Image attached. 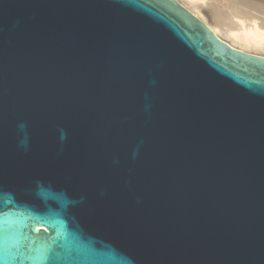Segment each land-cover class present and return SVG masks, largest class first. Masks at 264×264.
I'll use <instances>...</instances> for the list:
<instances>
[{
  "label": "water",
  "instance_id": "1",
  "mask_svg": "<svg viewBox=\"0 0 264 264\" xmlns=\"http://www.w3.org/2000/svg\"><path fill=\"white\" fill-rule=\"evenodd\" d=\"M0 264H264V55L179 0H0Z\"/></svg>",
  "mask_w": 264,
  "mask_h": 264
},
{
  "label": "bare ground",
  "instance_id": "2",
  "mask_svg": "<svg viewBox=\"0 0 264 264\" xmlns=\"http://www.w3.org/2000/svg\"><path fill=\"white\" fill-rule=\"evenodd\" d=\"M181 1L183 4L185 3L186 6H189V9L191 8L194 11L206 7L210 13L212 22V26H208L214 32L218 30L222 37L228 39L226 42L230 45L238 46L239 49L248 52L264 54L263 0ZM259 16H263L261 17L263 19L258 20V18H260Z\"/></svg>",
  "mask_w": 264,
  "mask_h": 264
},
{
  "label": "rangeland",
  "instance_id": "3",
  "mask_svg": "<svg viewBox=\"0 0 264 264\" xmlns=\"http://www.w3.org/2000/svg\"><path fill=\"white\" fill-rule=\"evenodd\" d=\"M182 4H183V2L181 1V0H179ZM264 1V0H263ZM183 5H185V3L183 4ZM186 6V5H185ZM190 10L192 11L193 9H191L190 8ZM193 13L195 14V15H197L201 20H203L207 25H211L212 26V22H211V16H210V13H209V11H208V9H206V7H202L201 9H199V10H196V11H194L193 10ZM261 15H263V14H261ZM260 17V16H259ZM261 17H263V16H261ZM258 18V20H262L263 18ZM215 28V27H214ZM215 30V29H214ZM218 31V30H217ZM216 30H215V32H217ZM218 33V34H217ZM216 34L219 36V37H221L223 40H225V41H227L228 39L227 38H225V37H222V35L219 33V31L217 32ZM220 34V35H219ZM234 47H238V46H235V45H233ZM239 48V47H238ZM243 50V49H242ZM252 53H255V52H252ZM257 54H261V55H264L263 53H257Z\"/></svg>",
  "mask_w": 264,
  "mask_h": 264
}]
</instances>
